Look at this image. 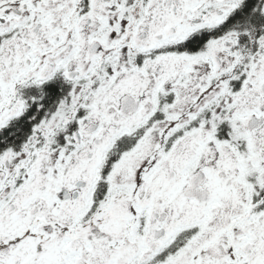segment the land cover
<instances>
[{"label": "snow or ice", "instance_id": "snow-or-ice-1", "mask_svg": "<svg viewBox=\"0 0 264 264\" xmlns=\"http://www.w3.org/2000/svg\"><path fill=\"white\" fill-rule=\"evenodd\" d=\"M0 264H264V0H0Z\"/></svg>", "mask_w": 264, "mask_h": 264}]
</instances>
